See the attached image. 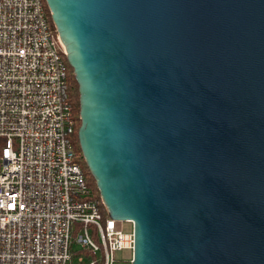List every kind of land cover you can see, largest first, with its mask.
Listing matches in <instances>:
<instances>
[{"label": "water", "instance_id": "95a60500", "mask_svg": "<svg viewBox=\"0 0 264 264\" xmlns=\"http://www.w3.org/2000/svg\"><path fill=\"white\" fill-rule=\"evenodd\" d=\"M45 3L130 264H264V0Z\"/></svg>", "mask_w": 264, "mask_h": 264}, {"label": "built area", "instance_id": "2783aa9c", "mask_svg": "<svg viewBox=\"0 0 264 264\" xmlns=\"http://www.w3.org/2000/svg\"><path fill=\"white\" fill-rule=\"evenodd\" d=\"M68 78L45 0H0V264H85L86 252L88 264H114L133 252V229L104 218L77 162Z\"/></svg>", "mask_w": 264, "mask_h": 264}, {"label": "trees", "instance_id": "16d2710c", "mask_svg": "<svg viewBox=\"0 0 264 264\" xmlns=\"http://www.w3.org/2000/svg\"><path fill=\"white\" fill-rule=\"evenodd\" d=\"M45 7L49 13V10L46 6V3H45ZM49 16H50V13H49ZM52 22V21H51ZM67 65H68V79H69V94H70V98L72 100V103L74 105V108H75V115L77 116V127H76V131H75V135H74V139H73V145H74V149H75V152H76V156H77V162L81 165L84 173H85V176H86V179H87V184L88 186L90 187V189L92 190L93 194H94V197L100 201V205H101V213L103 214L104 218H107L108 215H107V212L101 202V198H100V195H99V192H98V189H97V186H96V183H95V180L94 178L92 177V175L90 174L85 162H84V159H83V156H82V153H81V150H80V146H79V139H78V131H79V128H80V125H81V122H80V119H79V114H80V103H79V91H78V84H77V81L75 80L74 78V74H73V70L72 68L70 67V65L68 64V61H67ZM75 253H79V251L75 250L74 251ZM85 256H86V261H85V264H88L92 257L88 256V252L85 253ZM96 258L98 259H102V253H98L95 255ZM130 262L132 260V255L130 257ZM129 262V264H130ZM98 264H102V261H100Z\"/></svg>", "mask_w": 264, "mask_h": 264}, {"label": "rangeland", "instance_id": "374dc122", "mask_svg": "<svg viewBox=\"0 0 264 264\" xmlns=\"http://www.w3.org/2000/svg\"><path fill=\"white\" fill-rule=\"evenodd\" d=\"M117 227L124 232H131L133 226L131 223L128 222H119ZM132 252L130 250H120L115 253V262L114 264H129L130 257ZM76 264V263H74Z\"/></svg>", "mask_w": 264, "mask_h": 264}]
</instances>
